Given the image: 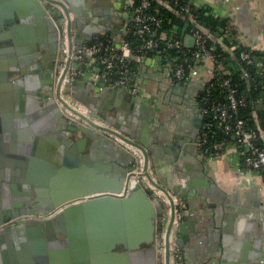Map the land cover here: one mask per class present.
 Masks as SVG:
<instances>
[{
  "label": "crops",
  "instance_id": "obj_1",
  "mask_svg": "<svg viewBox=\"0 0 264 264\" xmlns=\"http://www.w3.org/2000/svg\"><path fill=\"white\" fill-rule=\"evenodd\" d=\"M132 1L90 0L94 12L80 18L77 44L89 42L95 35L120 42L130 20ZM187 1L205 5L214 15L225 17L232 39L257 50L264 58V0ZM0 3V14L5 17L9 8L20 12L25 9L23 0H0ZM55 34L54 49L48 33L39 28L29 34L20 30L14 40L8 39L11 50L0 48V131L7 134L5 140L0 137L1 223L9 215L7 208L12 209L13 189L25 191L37 187L34 205L50 207L55 205L54 191L71 193L72 188L86 185L92 169L99 176L95 183L100 188V179L106 173L118 172L123 165L132 164L128 149L111 143L119 150L113 148V151L102 136L90 139L85 145L79 144V149L64 152L78 137L67 130L68 122L58 116L55 103L52 111L38 99L53 95L49 88L52 77L41 61L48 63L53 52L55 58ZM183 42L186 46L192 45L189 34L183 36ZM42 55L46 57L40 60ZM135 62V92L127 86L110 90L98 83L101 68L92 60L83 74L68 86L67 94L87 107L101 108L103 118L114 126L122 124L116 114L119 111L133 114L141 107L147 110L149 169L158 182L181 195L185 202L181 220L185 233L179 238L177 232L183 264H264V174L239 171L243 147L234 139L227 140L218 155L205 153L197 145L198 93L212 75V62L203 59L198 63L197 73L183 81L175 79L168 67L158 64L156 56H136ZM10 72H17L13 81L9 78ZM23 84L21 90L18 85ZM20 93L30 99L20 98ZM35 135L51 136L58 152L54 154V149L48 146H45L48 151L43 150L39 139L33 142ZM32 150L37 153L28 154L32 159L25 160V166L19 167L18 173L10 161L20 157L11 154L25 155ZM82 153L86 158H80ZM23 176H28L30 181L22 182ZM26 204V201L22 205L18 202L13 213L24 212ZM82 223L81 232L77 219L71 215L67 218L66 254L92 255L93 264H123V245L116 243L108 248L104 245L102 212L98 216L92 212L83 214ZM96 223L98 227H94ZM111 231L115 232L116 227ZM5 233L0 241V264H25L34 256L54 264L64 251L45 249L47 237L37 221L32 223L28 234L15 240L9 231ZM58 236L61 238L63 234ZM94 238L96 242L90 244ZM81 239L85 240V248Z\"/></svg>",
  "mask_w": 264,
  "mask_h": 264
},
{
  "label": "water",
  "instance_id": "obj_2",
  "mask_svg": "<svg viewBox=\"0 0 264 264\" xmlns=\"http://www.w3.org/2000/svg\"><path fill=\"white\" fill-rule=\"evenodd\" d=\"M23 3L25 9L21 12L17 9L15 11L14 9L9 8V14L6 15V17L0 14V36H8L12 38V40H14L17 32H19L20 30L28 32L29 34L33 30L39 28L43 29V31L46 32V35L48 33L50 43L51 41H53L52 43L54 49V32L56 33L55 37L57 48L55 58L53 52L51 53V56H49L50 61L48 63L47 60L41 61L46 64L49 75H51L52 77L49 88L53 90V95L50 98L40 96V98L38 99L42 100V104L44 105V107L47 106L49 110L52 111H54L55 103V110L56 112H58V116L68 122V124H66L65 126L67 130L75 132L76 136L78 137L75 142H72L71 144H69V146L67 145L68 147H66L64 152L67 153L71 150L74 151L77 148L79 149V144L82 143L83 145H85L90 139L98 136H102L108 141L111 150L115 151L113 148L116 149V147L111 143H114L124 149L125 147L104 134L100 130L102 128L100 125L95 124L91 121H89V123L83 124L80 122H76L65 115L64 112H62V110L60 109L57 102V100L62 101V98L59 97L58 93V87L60 84L59 81L54 88V77L60 64L62 63L58 33L61 31L64 21H66V29L68 35L71 36V34H74L75 43H78L77 34L80 18L82 16H87V14H91V11H93V4H91L90 0H23ZM56 5H60V7L63 9L64 15H61V11ZM190 38L192 39L191 36ZM0 45H4L3 42L0 43ZM5 49L9 51L12 49V47L8 46L7 48L5 47ZM45 57V55H42L39 59H45ZM69 64V59H67L64 63L62 73H65ZM71 65L76 66V63L72 61ZM16 73L17 72L9 73V78H11L12 81L14 80ZM72 81L69 83V85H71ZM13 83L10 81V84ZM23 86L25 85H18L21 90L24 89ZM104 86H106L107 89L115 90L117 87H122L123 85L107 84ZM21 97L25 98V100L30 99L29 96H25L20 93V98ZM88 107L96 112L100 117H104L101 108H96L94 106ZM15 108H17V105ZM25 108L26 113L28 109L26 106ZM19 113L22 114V112ZM116 114L123 126L122 124H119V126H114L111 124L112 122H108L110 125L117 128L118 131L112 128L107 129L116 132L118 135L131 142L141 150L144 167L143 174L154 185H156L169 195L171 216L167 224L168 233L172 222V209L174 206V202L172 196L169 193V189L158 182V180L151 173L150 169H147V166H149V155L151 151V148L148 147V112L146 109H143L141 107L137 112L135 111V113L133 114L124 110L119 111ZM201 121L202 116L200 114V124ZM0 137L4 140L7 138V134L5 133V131H0ZM38 139L39 141H41L42 147L44 146L43 150H46L47 148L45 149V146H48L49 148L54 149V154L58 152V147H54V140L53 138H51V136L35 135L32 138L33 142L35 143L36 141H38ZM116 151L119 150L116 149ZM44 152L45 151H43V153ZM36 153V151L34 152V150H32L29 153H25V155H19L18 153L11 154V156L13 157H20V160L16 159V161H14L12 159L10 162L12 165L17 167V172L19 173V167L25 166V160L32 159L29 158L28 154L34 155ZM130 155L132 164L123 165L118 170V172L106 173L104 179H100V188H98V183H95L97 179L99 180V176L94 175L92 169L89 180L87 181L88 183H86V185L72 188L71 193H67V191H61L60 193L54 191L53 200L55 198V205L53 204V206L50 207H46L43 205H34L33 200L35 199L33 195L38 193L36 186V190L30 188V190L17 191L13 189L11 195L12 209L7 208L9 211V215L4 218L5 222H9L0 229V241L4 239V236L6 234L5 232L8 231L13 237V240L17 239V237L22 236L25 233L28 234L32 223H36L37 221L39 223V227L42 228L46 236L48 238L54 237L55 239H57V245L63 247V253H60L58 259L54 260V264H70V260L72 264H89L90 261L93 264L94 256L92 255L78 254L68 256L66 254V220L70 215L72 216V218L75 217L77 219L78 229L82 232L83 214L88 215L92 212L95 216H98L102 212L105 226L104 245L108 248L109 246H113L116 243H121L124 248L122 250L123 258L125 260L123 264H162L155 245L157 231L162 224V203L156 196H153L147 190L141 179L139 180L136 178L135 173L132 170L134 156L132 153H130ZM80 158H86L85 154H80ZM116 159H118V157H116ZM20 180L25 183H28L30 181L28 176H23L22 178H20ZM23 185L26 184L23 183ZM11 187L14 188L12 184ZM172 192L176 193L174 190H172ZM22 196L26 198L25 201L28 204H26V210H24V212L13 213V210H15L18 202L21 205L25 203L24 199H20ZM15 199H18V201L16 202ZM21 215L26 216H24L23 218L20 217ZM3 223L4 222H0V224ZM97 224L98 223H96L94 227H98ZM114 227H116V231L112 232L111 228ZM185 229V224L183 222H180L178 226L179 238H182L183 234L185 233ZM58 233H62L63 236L59 238ZM95 234L96 230L93 231L94 237ZM178 236L176 238V242L180 244V239L178 238ZM95 242L96 241L94 238V240L90 244H94ZM81 243L82 247L85 248L84 239H81ZM165 247L166 249L164 264H169L167 238L165 240ZM133 257L135 258V260L133 259ZM25 264L47 263L39 261L37 257L34 256V258L32 259L28 258V262H25Z\"/></svg>",
  "mask_w": 264,
  "mask_h": 264
},
{
  "label": "built area",
  "instance_id": "obj_3",
  "mask_svg": "<svg viewBox=\"0 0 264 264\" xmlns=\"http://www.w3.org/2000/svg\"><path fill=\"white\" fill-rule=\"evenodd\" d=\"M177 2L178 0H173ZM63 14L60 5H56ZM150 0H138V3L132 8L130 16V29L133 34L140 37L138 45L139 50L143 52L142 56H156L160 65L168 67L175 79L183 81L187 77L197 73L198 63L207 58L212 62V75L204 84L207 90L200 99V113L202 116L201 128L197 139V145L205 153L218 155L223 151L224 138L232 135L235 141L243 147L241 173L260 171L264 174V131L257 132L248 128L243 119L237 116L239 106L245 104V97L238 92L237 86L232 84L226 74V70H219L215 67V57L212 52L213 44L218 41L217 37L202 31L198 27H190L189 34L192 37V45L186 46L183 38L171 31L168 34H161L164 42L161 43L156 36V30L162 25V17L153 11H149ZM186 7L181 6L178 9L181 12ZM129 28V27H127ZM126 29V27H125ZM60 52L62 63L54 77V88L59 81L58 93L62 101L57 100L62 112L76 122L83 124L89 121L100 125V129L108 137L114 139L123 147L128 149L134 156L133 171L137 179H141L147 190L156 196L163 205L162 224L157 231L155 245L159 258L164 264L165 261V240L167 238V249L169 256V264H183V255L180 246L176 242L179 223L182 220L185 209V202L181 195L173 193L169 190L173 198L174 206L172 209V222L167 233V224L171 216V205L169 195L162 189L154 185L143 174V156L141 150L127 141L116 132L108 130L117 128L110 125L105 119L100 117L96 112L79 103L75 98L67 94L69 83L78 75L83 74L84 70L90 66V62H98L100 65V76L98 83L122 84L127 86L131 92L136 91V81L134 79L135 70L131 68L132 47L127 40L113 42L107 37L95 35L91 41L77 44L75 43L74 34L68 35L66 29V21L62 25L61 31L58 33ZM157 50L153 55H146L147 52ZM176 50L178 54H172L171 51ZM240 58L247 63H251L248 50H240ZM69 59V66L65 73H62L65 61ZM74 61L76 66H72ZM154 65V63H150ZM244 76H248V72L243 71ZM215 78L216 86L223 88L224 94L221 97L210 98L208 91L213 86L211 78ZM207 119L204 120V116ZM221 137L218 138L217 134ZM149 170V166H147ZM26 215H21L23 217ZM29 216V215H28ZM0 224V229L7 223Z\"/></svg>",
  "mask_w": 264,
  "mask_h": 264
},
{
  "label": "trees",
  "instance_id": "obj_4",
  "mask_svg": "<svg viewBox=\"0 0 264 264\" xmlns=\"http://www.w3.org/2000/svg\"><path fill=\"white\" fill-rule=\"evenodd\" d=\"M137 3L138 0L132 1L131 10ZM181 6L186 8L179 12L178 9ZM148 10L162 17V25L156 30V36L161 43L164 42L161 34H168L174 30L176 35L183 38L193 26L217 37L218 41L213 44L212 48L215 57L214 65L219 70L227 71L222 76H227L230 82L237 86L238 92L245 97V104L238 107L237 116L243 119L248 128L259 133L264 131V58L260 57V53L232 39L227 19L214 15L205 5H193L187 0H178L177 2L173 0H150ZM130 26L128 21L122 40H127L132 47L130 65L135 70V57L142 55L143 52L138 48L140 37L133 34ZM242 49L249 51L251 63L240 58L239 52ZM156 52L155 49L147 52L146 55H153ZM171 53L178 54L176 50H172ZM245 70L248 72V76L243 75ZM211 79L214 85L210 86L208 91L210 98L223 96V88L216 86L215 78L212 77ZM206 92L207 90L203 87L198 93V99ZM205 119H207V115L204 116ZM217 136L220 138L221 134L218 133ZM230 139L235 140L234 136L229 135L224 138V143Z\"/></svg>",
  "mask_w": 264,
  "mask_h": 264
},
{
  "label": "flooded vegetation",
  "instance_id": "obj_5",
  "mask_svg": "<svg viewBox=\"0 0 264 264\" xmlns=\"http://www.w3.org/2000/svg\"><path fill=\"white\" fill-rule=\"evenodd\" d=\"M9 39V37L8 36H0V43H2L3 42V44L4 45H0V48L2 47V46H4V47H2V48H4L5 49V47L7 48L8 46H10V41L8 40ZM9 42V43H8ZM199 105H198V116H197V119L196 120H198V122H199V127H198V131H197V134H196V139H197V137H198V135H199V132H200V128H201V124H200V103H198ZM47 237V236H46ZM58 244V242H57V239H55L54 237H51V238H46V241H45V245H44V247H45V249L47 250L48 249V251L50 252V251H52V250H59V249H63V247H61L60 245H57Z\"/></svg>",
  "mask_w": 264,
  "mask_h": 264
}]
</instances>
